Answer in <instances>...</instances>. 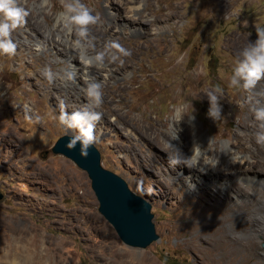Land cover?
Here are the masks:
<instances>
[{
  "label": "rangeland",
  "instance_id": "1",
  "mask_svg": "<svg viewBox=\"0 0 264 264\" xmlns=\"http://www.w3.org/2000/svg\"><path fill=\"white\" fill-rule=\"evenodd\" d=\"M68 2L18 0L28 13L27 22L12 33L15 55L0 54V240L23 229L41 240L42 253L53 251L49 264H119L121 254L135 263L146 256L154 264H264L261 235L244 245L228 232L215 245L220 232L237 218L215 212L214 186L202 185L206 179L201 173L191 181L183 164L172 165L177 157L168 151L177 126L172 122L193 108L194 119L185 116L183 122L202 137L203 151L228 145L238 156L249 155L240 165L218 170L264 172V162L253 152L254 147L264 150L255 140L259 129L240 121L249 117L257 100L264 105L260 98L248 107L244 102L259 94L264 80L252 93L230 86L239 60L235 49L241 48L228 43L232 36L255 41L256 28H264V0H80L98 18L86 39L64 26ZM124 16L144 21L140 34L122 25ZM109 43L120 44L131 55L121 57L123 64L107 57L98 64L102 68L95 82L102 85L103 103L97 111L103 115L94 146L101 165L150 204L158 238L141 248L119 240L97 211L85 172L50 150L57 137L76 134L60 124L61 111L71 113L87 103L88 82L76 49L94 57ZM72 65L78 73L71 71ZM45 69L52 72L51 81ZM216 86L223 90L220 104L226 107L213 120L205 92ZM187 151L181 150L184 155Z\"/></svg>",
  "mask_w": 264,
  "mask_h": 264
},
{
  "label": "bare ground",
  "instance_id": "2",
  "mask_svg": "<svg viewBox=\"0 0 264 264\" xmlns=\"http://www.w3.org/2000/svg\"><path fill=\"white\" fill-rule=\"evenodd\" d=\"M132 8L135 9L137 7L133 6ZM107 12H108L107 14L111 13L112 16L114 17L118 16L116 12L115 13L110 12V11H107ZM102 17L103 18L106 17V12H105V15L103 12V16H100L101 20H102ZM123 18H124L123 21L125 22V24H122V25L126 26L129 29H133L132 32L134 34H140L141 28L143 27V22H144L143 20H141L140 18L134 19V17H129V16L127 17L124 16ZM114 21L115 20L112 21L111 27L109 30H111V28L113 27ZM103 23L106 27L107 24L105 23L104 20H103ZM233 38H234L233 36L229 37L228 43L231 46L233 45L234 49L241 48L239 50L235 49V52L238 54L241 52V50L244 47H246L250 43L246 39H233ZM60 41H62L63 44L67 42V41L65 42L62 38L60 39ZM232 41H233V44H232ZM37 45H41V44H37ZM68 46L71 49L73 48L71 47V45H68ZM76 50L79 51L80 57L82 56V62H83L82 70H83L86 81L88 83L90 81H96L99 77V70H101L102 67H99L98 64L95 62H93L92 66H89L88 61L91 58V56L88 55L86 50L81 47ZM119 67L120 65L116 66L114 69L117 70ZM77 69H78L77 67L72 65L71 67L72 72L78 73ZM70 80L71 82H73V86H74L73 92L75 94L76 92L75 91L76 87L74 85L75 80L74 78ZM64 84L68 88V84L66 83ZM263 89H264L263 85L262 87H259V91H260L258 94L259 96L256 94H252L245 99L244 102H246L245 104L247 105V107L249 104H253L256 98H260V100L264 101V90ZM235 100L237 102L238 98H236ZM225 107H226L225 103L222 102L221 108H225ZM183 121L184 119L177 123V126H176L177 131L176 133H174L176 138L173 139V142L171 144L174 145L180 151L183 149H187L188 151L185 156H191L194 144L199 145L195 150L194 157L192 159H189L187 163L189 165L198 166L201 169L198 170L197 168H189L185 166V170H188V173H189L188 178L191 181L195 180L196 176H198L201 173V179L202 180L206 179V183L203 182L202 185L209 187L208 184H211L214 186V193L216 197L214 198V203L216 204L214 206V211L223 213L221 216H224L227 213L225 216L230 215V216H234L237 218V220L229 222V225H227V230H222V232H220V239H216L215 245L219 247L220 244H222L223 242V241L221 242L222 238L226 237V234H228V232L232 233V236H239V238L243 241L244 245L245 243H249L252 240H256L257 239L256 235H259V236L261 235L264 237V172L255 170V173L253 174L252 172L250 173L249 170L245 168H241V167L233 168L230 170H225V169L218 170V168H221V167L229 168L235 164L240 165L246 162L247 160H249V155L246 156L245 154H243L242 156H238L234 151L231 150L232 149L231 146H228V145L227 146L225 145L226 147L222 148V150H218L217 148L211 147V149L206 148L203 151L202 146H201L202 137L200 136L197 137V135L193 133L194 127H192V125L190 124L184 123ZM240 121H242L243 123L242 125H247L248 127L253 126L258 129L257 122L254 119V114L252 111H250L248 118H240ZM252 136L254 138V135ZM165 139H167L166 136H165ZM236 150H239V149H236ZM168 151L172 152L173 156L175 157H180L181 155V154H177L176 153L177 150L172 146H169ZM253 152L256 155H258L259 159L261 158L262 161L264 162V150L263 149L259 147H254ZM215 168L216 170H214ZM236 178L246 181V183L242 181H238ZM221 191H223L222 196L218 194L219 192L221 193ZM248 220H251L252 224H248L247 222ZM28 235L27 233H25L23 229L16 228L13 230V232H10L9 236L5 240H2L1 238L0 240V264H12L11 262H13V264H49L47 262L48 256L50 254L51 256H54L53 251L49 248L47 249L46 253H42L39 250V245L41 243V240L35 239L32 236L29 237ZM213 244H214V241H213ZM51 247H54V246H51ZM229 250H230V247H229ZM253 251H254L253 248L247 250L248 253H252ZM263 259H264V253H263ZM117 262L119 264H154L146 256L143 257L140 261L138 260V262L135 263V262H132L131 260H127L123 254L118 256ZM112 263L115 264V262L113 261Z\"/></svg>",
  "mask_w": 264,
  "mask_h": 264
},
{
  "label": "clouds",
  "instance_id": "3",
  "mask_svg": "<svg viewBox=\"0 0 264 264\" xmlns=\"http://www.w3.org/2000/svg\"><path fill=\"white\" fill-rule=\"evenodd\" d=\"M65 12L62 14L65 20L64 26L71 31L75 28L76 34L82 39H86L89 35V26L97 22V17L93 16L89 10L80 3V0H71L64 4ZM27 11L20 7L18 0H0V54L13 56L16 53L17 45L12 39V33L23 27L27 20ZM256 39L250 42L239 53V60L233 69L230 77V86L242 89L245 92L252 93L256 85L264 80V28H256ZM131 51L124 48L118 43H109L104 51H100L91 57L88 65L92 66L93 62L103 64L107 57L110 62L117 60L123 64L121 57H128ZM49 81L52 80L53 74L49 69H45L43 73ZM87 103L79 110L69 113L66 109L61 111L59 121L67 130H74L75 135L71 136L66 147L69 150L76 148L79 144V152L82 157H87L89 149L95 144L97 137L95 135L96 124L102 119V112L97 111L103 103L102 85L99 82L90 81L84 89ZM223 95V90L216 86L205 92V97L208 100V116L216 120L220 117L222 108L220 99ZM193 108L190 113L181 112V119L174 120L179 122L185 116L194 119ZM251 111L254 114V119L257 122L258 131L255 133L256 144L264 147V105L259 100L252 106ZM174 128V127H173ZM175 129V128H174ZM177 129H175L176 133ZM176 138L172 136L171 139ZM170 144V143H169ZM180 157L171 160L173 166L183 164L189 168L201 169L198 166L189 165L187 161L195 155V150L199 146L193 145L191 156H185L174 145ZM182 157V158H181Z\"/></svg>",
  "mask_w": 264,
  "mask_h": 264
},
{
  "label": "water",
  "instance_id": "4",
  "mask_svg": "<svg viewBox=\"0 0 264 264\" xmlns=\"http://www.w3.org/2000/svg\"><path fill=\"white\" fill-rule=\"evenodd\" d=\"M71 136L57 137L50 150L66 157L85 172L97 201V211L111 225L119 240L126 246L137 248L157 240L149 202L129 190L119 175L101 165L99 151L94 145L86 158L80 155L79 144L69 150L66 144Z\"/></svg>",
  "mask_w": 264,
  "mask_h": 264
}]
</instances>
